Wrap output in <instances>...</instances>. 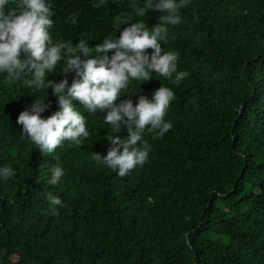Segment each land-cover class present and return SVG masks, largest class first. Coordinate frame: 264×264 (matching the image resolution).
Wrapping results in <instances>:
<instances>
[{"label": "trees", "instance_id": "1", "mask_svg": "<svg viewBox=\"0 0 264 264\" xmlns=\"http://www.w3.org/2000/svg\"><path fill=\"white\" fill-rule=\"evenodd\" d=\"M18 2L8 0L4 14ZM47 2L53 43L83 39L93 49L141 20L151 29L166 14L151 9L139 17L130 0ZM179 14L182 23L160 43L179 54L177 71L187 77L176 85L153 72L116 102L135 106L161 86L175 95L165 116L172 128L158 139L144 133L147 162L125 177L91 158L111 147L107 110L89 114L73 101L89 138L43 154L16 121L36 99L50 105L41 114L47 118L60 110L58 98L0 73V167L16 172L0 177V264H264V0H190ZM117 17L128 20L119 29ZM63 67L45 82L67 79L70 87L78 77ZM115 135L126 138L127 128ZM57 164L65 174L51 186ZM49 192L62 200L59 215L49 212Z\"/></svg>", "mask_w": 264, "mask_h": 264}, {"label": "clouds", "instance_id": "2", "mask_svg": "<svg viewBox=\"0 0 264 264\" xmlns=\"http://www.w3.org/2000/svg\"><path fill=\"white\" fill-rule=\"evenodd\" d=\"M7 2L0 0V73H6L8 83L23 82L37 91L51 88L60 106L59 111L43 118L41 114L50 105L36 99L30 110L22 111L16 121L22 126V136L43 154L51 155L65 141L82 146L90 133L86 117L73 106V101H79L89 114L107 110L104 123L111 125L107 136L111 147L104 156L92 153V160L115 170L119 177H125L137 166L142 167L151 150L144 133L147 131L153 139H158L172 128L165 116L175 99L174 92L161 86L154 91L151 100L140 95L135 106L131 99L116 102L132 81H149L153 72L176 85L187 77V72L177 71L179 54L164 52L160 42H167L169 26L182 23L179 11L190 0H145L143 6L130 0L129 7L139 17H144L151 9L166 14L160 16L151 29L141 20L124 28L119 38L110 35L94 49L83 39L75 46L72 41L53 43L49 31L54 25L50 18L52 4L47 0H19L17 8L5 15L3 6ZM105 4L106 0H99L93 7ZM69 19L73 25L77 23L75 16ZM115 21L114 28L119 29L128 20L121 22L117 17ZM93 52L96 57L92 59L82 60L79 55L88 57ZM109 52L113 53L111 57L107 55ZM61 61L64 62L62 72H74L78 77L70 87L67 79L45 82L46 75L54 72ZM122 125L128 133L123 139L115 135ZM50 171L47 183L57 186L65 174L64 169L57 164ZM15 175L11 166L0 167V177L4 180ZM47 200L49 212L59 215L56 206L63 207L60 197L49 192Z\"/></svg>", "mask_w": 264, "mask_h": 264}, {"label": "rangeland", "instance_id": "3", "mask_svg": "<svg viewBox=\"0 0 264 264\" xmlns=\"http://www.w3.org/2000/svg\"><path fill=\"white\" fill-rule=\"evenodd\" d=\"M2 253L0 252V255H1Z\"/></svg>", "mask_w": 264, "mask_h": 264}]
</instances>
